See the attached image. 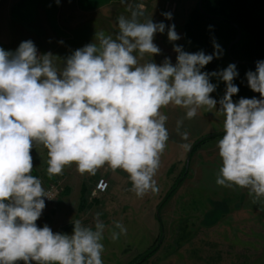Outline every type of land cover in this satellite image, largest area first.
Masks as SVG:
<instances>
[{"label": "clouds", "instance_id": "9594fccd", "mask_svg": "<svg viewBox=\"0 0 264 264\" xmlns=\"http://www.w3.org/2000/svg\"><path fill=\"white\" fill-rule=\"evenodd\" d=\"M143 7L129 6L130 17H118L115 38L96 33L97 42L74 50L62 67L51 52L40 54L32 40L15 51L0 47V264H104L106 225L100 213L94 228L72 221L71 234L53 232L47 224L38 227L45 198L52 197L31 174V149H47L49 178L73 163L81 174L107 165L126 172L131 191L143 198L159 191L154 177L169 140L168 117L161 109L169 105L185 109L189 120L201 108L222 114L216 184L247 189L254 203L264 198V60L246 72L248 86L260 98L234 102L239 92L234 63L218 72L202 71L222 55L215 41L212 54L173 43L174 64L169 57L159 64L152 59L161 54L154 43L157 33L167 27L170 42L181 37L175 24L142 20ZM162 15L172 19L171 12ZM145 54L150 58L141 63ZM211 77L226 85L219 101L211 96L217 88ZM182 125L178 120L177 133L187 140ZM112 227L119 230L111 232L113 241L127 233L120 221Z\"/></svg>", "mask_w": 264, "mask_h": 264}, {"label": "rangeland", "instance_id": "374dc122", "mask_svg": "<svg viewBox=\"0 0 264 264\" xmlns=\"http://www.w3.org/2000/svg\"><path fill=\"white\" fill-rule=\"evenodd\" d=\"M6 1L0 0V7ZM197 1L60 0L57 4L56 0H19L11 14L14 44L10 47L32 40L40 54L51 52L56 56V64L62 67L64 59L74 50L97 42L96 33L103 32L115 38L119 31L118 17H130L129 6L136 9L142 4V20L152 19L166 26L175 24L181 38L170 42L167 27L164 33H157L154 43L161 54L152 58L159 64L169 57L174 64L173 43L188 52L192 47L184 40L183 25ZM165 12L172 13L171 20L162 15ZM218 44L222 49L220 64L224 69L230 61L223 42ZM149 58L145 54L140 62ZM213 84L217 88L211 96L219 101L226 85ZM242 97L247 98L240 96L233 100ZM161 111L168 117L169 140L154 177L159 191L149 192L143 198L131 191L132 183L126 172L120 169L113 172L107 165L94 174H81L73 163L64 168L62 175L49 178L47 149L42 145L33 147L31 174L43 181L55 182L60 188L58 197L46 205L37 220L38 227L47 224L53 232L71 234L72 221L80 220L85 226L94 228L95 214L100 213L99 219L106 225L102 240L104 264H130L155 247L156 251L141 264H264V198L254 203L247 189L216 184L222 166L217 148L219 139L208 140L191 153L186 165L194 141L224 131V116L215 109L208 112L201 108L198 115L189 120L185 118V109L172 105ZM181 119L180 132L188 133L187 140L176 130L177 121ZM185 144L187 147H183ZM183 169L186 170L185 178L178 181L173 194L161 203L176 179L183 177ZM100 178L108 182V189L101 195H93ZM115 221L122 222L127 233L113 241L111 232L119 231L112 227Z\"/></svg>", "mask_w": 264, "mask_h": 264}, {"label": "trees", "instance_id": "16d2710c", "mask_svg": "<svg viewBox=\"0 0 264 264\" xmlns=\"http://www.w3.org/2000/svg\"><path fill=\"white\" fill-rule=\"evenodd\" d=\"M201 7L205 13L215 18L204 16L198 10L196 3L183 25L184 40L192 44L189 52L203 50L205 54H212L215 51L213 42L215 41L217 44L223 42L227 59L237 66L238 71V76L233 83L238 86L239 92L233 98L240 96L252 98V90L248 86L246 72L255 71L256 62L264 60V0H202ZM238 30L241 32L240 40L231 46L228 56L226 48L235 38ZM221 70L223 68L220 64V57H214L202 69L206 72ZM210 82L224 84L222 80H218L216 77H211ZM223 134L224 131H221L199 137L192 144L188 156L208 140L221 139ZM185 169H183V177L176 179L161 203H164L173 194L178 186V181L185 178ZM156 249L157 247L143 253L130 264H141Z\"/></svg>", "mask_w": 264, "mask_h": 264}, {"label": "crops", "instance_id": "0c3cea01", "mask_svg": "<svg viewBox=\"0 0 264 264\" xmlns=\"http://www.w3.org/2000/svg\"><path fill=\"white\" fill-rule=\"evenodd\" d=\"M18 1L19 0H7L6 3L0 7V47H3L5 50L15 51L19 46L16 43L15 48L10 47L12 43L14 44V40L12 39L14 32L11 14L13 8L17 7ZM255 97L258 99L260 98L258 94Z\"/></svg>", "mask_w": 264, "mask_h": 264}, {"label": "built area", "instance_id": "2783aa9c", "mask_svg": "<svg viewBox=\"0 0 264 264\" xmlns=\"http://www.w3.org/2000/svg\"><path fill=\"white\" fill-rule=\"evenodd\" d=\"M39 178V177H37ZM40 179V178H39ZM42 181V186L45 188V190L49 193V195L52 197V199L45 198L46 205L52 203L60 194V188L59 185L55 182H46ZM108 189V182L104 178H100L93 189L92 194L93 195H101L105 193Z\"/></svg>", "mask_w": 264, "mask_h": 264}, {"label": "water", "instance_id": "95a60500", "mask_svg": "<svg viewBox=\"0 0 264 264\" xmlns=\"http://www.w3.org/2000/svg\"><path fill=\"white\" fill-rule=\"evenodd\" d=\"M201 5H202V0H198V1H197V8H198V10H199L204 16L209 17V18H213V19H214V18H215L214 16H211V15L205 13V12L202 10ZM240 37H241V32H240V30H238V31H237V34H236V36H235V38H234V39L228 44V46H227V48H226V52H227V55H228V56H229V53H230V48H231V46H232L233 44L238 43V41L240 40ZM255 93H256V92H253V91H252L251 96H252V97H255ZM188 161H189V156L186 158V165H187Z\"/></svg>", "mask_w": 264, "mask_h": 264}]
</instances>
